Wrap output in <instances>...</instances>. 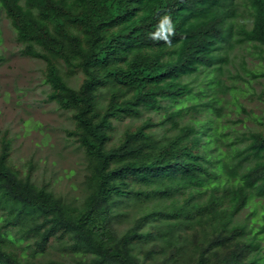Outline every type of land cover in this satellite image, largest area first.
<instances>
[{"label": "trees", "instance_id": "trees-1", "mask_svg": "<svg viewBox=\"0 0 264 264\" xmlns=\"http://www.w3.org/2000/svg\"><path fill=\"white\" fill-rule=\"evenodd\" d=\"M166 13L171 46L149 37ZM0 15L84 159L66 196L1 135L0 264H264V111L242 101H264V0H0Z\"/></svg>", "mask_w": 264, "mask_h": 264}, {"label": "rangeland", "instance_id": "rangeland-1", "mask_svg": "<svg viewBox=\"0 0 264 264\" xmlns=\"http://www.w3.org/2000/svg\"><path fill=\"white\" fill-rule=\"evenodd\" d=\"M17 48L7 19L0 15V52L3 55L0 60V138L6 131L11 140L13 163L26 168L27 161H31L32 177L36 182L46 183L56 193L79 195L84 159L81 150L64 137L62 130L70 125L69 117L52 102L44 100L46 86L40 81L42 63L20 55ZM247 58L249 66L258 60ZM253 85L260 87L255 81ZM242 101L256 113L264 111L262 100L245 97ZM230 116L237 117L233 113ZM261 201L264 202V198ZM248 211V207L245 208L239 218Z\"/></svg>", "mask_w": 264, "mask_h": 264}, {"label": "clouds", "instance_id": "clouds-1", "mask_svg": "<svg viewBox=\"0 0 264 264\" xmlns=\"http://www.w3.org/2000/svg\"><path fill=\"white\" fill-rule=\"evenodd\" d=\"M175 35V25L173 23L170 14L163 15L158 21V25L154 32L149 34L150 39L153 40H163L167 45L171 46L172 41L170 37Z\"/></svg>", "mask_w": 264, "mask_h": 264}]
</instances>
